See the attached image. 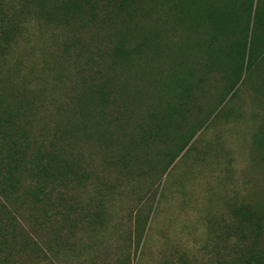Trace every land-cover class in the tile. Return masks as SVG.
Masks as SVG:
<instances>
[{
	"label": "rangeland",
	"instance_id": "obj_1",
	"mask_svg": "<svg viewBox=\"0 0 264 264\" xmlns=\"http://www.w3.org/2000/svg\"><path fill=\"white\" fill-rule=\"evenodd\" d=\"M77 2L0 0V264H264V0Z\"/></svg>",
	"mask_w": 264,
	"mask_h": 264
},
{
	"label": "trees",
	"instance_id": "obj_2",
	"mask_svg": "<svg viewBox=\"0 0 264 264\" xmlns=\"http://www.w3.org/2000/svg\"><path fill=\"white\" fill-rule=\"evenodd\" d=\"M80 1H85V0H80ZM76 3H78L77 0H75V7L77 6ZM125 6H126V4L123 5V4L119 3L118 8L122 9ZM177 9H178V6H177ZM207 24L210 27V41L211 42L218 40L219 37L220 38L225 37L228 39V42L230 43V45H228L227 50H225L226 51V52H224L225 55L227 53L232 55L233 52L237 51L238 64L236 65V67L235 66L233 67V69L230 71L231 75L229 76L231 82H230V87L228 90H230L236 85V82H238V80L242 77L243 72L247 68H249V65L250 64L252 65V62H251L252 60L251 61L249 60L250 54L247 51V41H246L245 35L242 38V40H240L239 43L235 44V42L231 40V34L232 33H229V30L226 29L225 23H220V22H218L217 24L213 23V26H212L211 22H208ZM123 45H124V43L120 42V44H118L114 49V55L118 58L128 56L127 50L123 49V47H122ZM211 48L212 49H210L209 54H210V57H214L215 53L219 52V51L217 48H216L217 50L213 47H211ZM219 53H221V51ZM176 81L178 84L183 82V75L182 74L178 75L176 77ZM186 142H187V139L184 142H182L181 144L177 145V152H181L184 149ZM176 155L177 154H175L173 156H176ZM173 156H172L171 160H174L175 157H173ZM48 167H49L48 164L42 166L41 169H42L44 174L48 171Z\"/></svg>",
	"mask_w": 264,
	"mask_h": 264
}]
</instances>
